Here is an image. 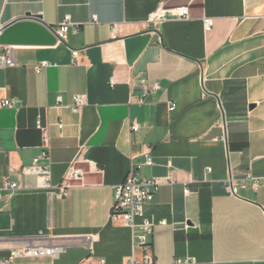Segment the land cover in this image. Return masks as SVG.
<instances>
[{"label":"crops","instance_id":"obj_1","mask_svg":"<svg viewBox=\"0 0 264 264\" xmlns=\"http://www.w3.org/2000/svg\"><path fill=\"white\" fill-rule=\"evenodd\" d=\"M179 6L187 18L171 11ZM28 13L55 31L66 16L72 25L54 45L14 46V65L0 68V101L16 102L0 108V188L22 185L0 200V264L28 245L60 251L13 264H130L147 254L157 264H264V0H0V27ZM139 76L159 86L142 105ZM78 94L87 104L75 113ZM46 137L41 164L54 185L78 156L87 171L67 196L23 172ZM132 166L160 182L144 216L167 224L155 225L148 248L136 247L140 230L109 217ZM249 175L258 190L247 180L237 196L228 191V180Z\"/></svg>","mask_w":264,"mask_h":264},{"label":"built area","instance_id":"obj_2","mask_svg":"<svg viewBox=\"0 0 264 264\" xmlns=\"http://www.w3.org/2000/svg\"><path fill=\"white\" fill-rule=\"evenodd\" d=\"M171 11L176 15V17L180 19H185L189 15V9L187 6H179L172 8ZM166 13V9L159 8L149 17V22L155 26L156 28L164 21V15ZM69 16H66L64 20H62L59 28L56 31L58 39L60 41H65L68 37V32L70 30V26L72 25L71 21H69ZM213 25L212 19H205V29H210ZM2 27V26H1ZM0 27V28H1ZM14 46H7L6 51L0 53V68L13 66L14 55L13 48ZM78 50H73L72 54L74 58L78 56ZM47 62H43L41 65L37 66V70H40L42 66H46ZM147 78L144 76H139L137 81L134 83V86L139 89L138 96H135V102L142 105L145 103V99L152 90H157L159 88L156 85L153 89H150L147 84ZM61 97L59 98V101ZM74 103L71 106V109L76 113L82 107L87 104V96L85 94H78L74 96ZM16 102L10 99H3L0 101V108L5 107H15ZM176 107L175 104H172L169 108L170 111H174ZM62 126V125H61ZM140 129V125L133 123L132 130L138 131ZM43 150L38 157L33 160V163L30 166H27L23 169V172L35 174L37 175V188L41 190H48L52 188L58 189L59 196H67L68 190L71 187L82 184L84 182V178L87 174V171L79 166L81 163V159L78 156L69 166V169L63 176L61 182L57 185H54L51 180L50 169L46 165H42V160L50 159V151L48 146L47 137L43 142ZM147 163L148 165H152L153 160L151 156L150 148L147 149ZM247 180L251 181L252 188L258 190L260 187V178L249 175L242 182L236 184L232 179L227 182V189L232 194L237 196L239 193V189L246 188ZM160 182L154 178L147 179L140 176L138 169L135 167H131L129 174L126 176L124 182L116 186L115 188V196L114 202L112 203V212L109 216L111 221L116 224H122L131 228L132 230H140L137 234L136 247L148 248L149 247V236L153 233V228L157 224L166 225V220L156 221L151 218H148L144 212V206L153 201L155 194L158 190ZM22 188L21 183L14 181H6L4 186L0 188V200H3L5 196H11V194L17 192ZM6 193L5 195H3ZM137 218H142L140 223H137ZM60 251L59 247L53 246H22L21 248L13 249L10 252V255L3 260L2 264H13L14 257L17 256H31V257H39V256H54L58 254ZM182 261H176V264H181ZM32 264V263H28ZM130 264H157L154 258L151 255H146L143 262H137L135 259H132Z\"/></svg>","mask_w":264,"mask_h":264},{"label":"water","instance_id":"obj_3","mask_svg":"<svg viewBox=\"0 0 264 264\" xmlns=\"http://www.w3.org/2000/svg\"><path fill=\"white\" fill-rule=\"evenodd\" d=\"M42 16L28 13L0 28V46L54 45L58 36L52 26L41 21Z\"/></svg>","mask_w":264,"mask_h":264}]
</instances>
